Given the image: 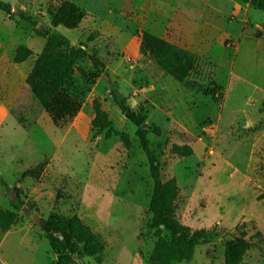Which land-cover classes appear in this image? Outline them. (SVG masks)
Instances as JSON below:
<instances>
[{"label": "rangeland", "instance_id": "rangeland-1", "mask_svg": "<svg viewBox=\"0 0 264 264\" xmlns=\"http://www.w3.org/2000/svg\"><path fill=\"white\" fill-rule=\"evenodd\" d=\"M1 1L17 12H0V177L32 206L27 215L14 211V192L0 186V209L15 214L11 229L22 236H10L3 254L15 264H34L31 248L36 263L43 257L56 264L39 222L50 214L76 215L105 244L100 262L82 256V264H148L156 241L153 183L135 128L109 95L111 85L131 110L146 115L161 180L174 192L175 219L205 233L192 260L181 264H224L225 243L235 239L249 245L240 264H264V13L239 0H67L86 16L75 30L55 31L85 44L105 64L107 78L88 85L75 73L81 108L56 125L25 80L45 44L34 30L52 31L47 8L63 0ZM142 32L195 55L186 84L158 68L141 47ZM19 47L32 55L14 64ZM78 66L92 71L87 60ZM214 86L221 90L213 98L203 94ZM94 100L115 132L108 139L91 127ZM116 133L128 135L129 149ZM174 147L191 153L180 156ZM30 171L35 178L22 177Z\"/></svg>", "mask_w": 264, "mask_h": 264}, {"label": "trees", "instance_id": "trees-1", "mask_svg": "<svg viewBox=\"0 0 264 264\" xmlns=\"http://www.w3.org/2000/svg\"><path fill=\"white\" fill-rule=\"evenodd\" d=\"M253 10L264 13V0H239ZM11 6L0 0V12L10 14ZM47 15L50 18L49 29L35 28V34L45 40L40 54L36 57L33 66L26 77L25 83L32 96L37 100L45 114L53 124H62L73 119L81 108L83 92L78 91L75 82V73L79 74L80 81L84 84H94L101 77L107 78L105 64L96 54H89L85 44L73 45L66 37L56 32L57 27L66 30H75L85 18V11L74 3L63 0L57 6L49 5ZM22 20L36 26L35 19L22 12L17 14ZM142 49L152 58L158 68L179 84H186L187 78L196 67L195 55L180 48L163 38L148 32L140 34ZM32 55L25 47L16 49L13 63L22 64ZM87 60L92 71L86 73L78 63ZM109 95L120 114L135 128V136L139 146L148 162L149 173L153 183L149 201L151 213V228L154 230L156 241L148 264H181L190 262L195 249L205 243V233L195 231L180 224L174 217V192L161 180V166L148 140L149 130L146 124V115L142 112L131 110L128 98L109 85ZM221 90L219 86L203 91L205 96L214 97L215 92ZM221 95V94H219ZM93 118L90 122L96 134L104 133L108 139L115 134L111 123L100 103H92ZM153 134L160 135L159 128L153 127ZM125 149L130 148V141L126 133L117 134ZM173 152L180 156H188L191 151L187 147H174ZM31 176L33 172H25L22 177ZM0 186L4 192H14L10 200L12 209L27 215L26 210L32 206L25 205L17 195L16 188H10L7 182L0 177ZM25 211V212H24ZM16 216L0 209V230L9 231L16 224ZM39 227L44 233V238L56 256V264H76L73 256L96 258L103 253L105 244L89 226L73 215L69 218L50 214L46 220L39 222ZM249 245L242 239L230 240L225 243L224 264H240Z\"/></svg>", "mask_w": 264, "mask_h": 264}, {"label": "crops", "instance_id": "crops-1", "mask_svg": "<svg viewBox=\"0 0 264 264\" xmlns=\"http://www.w3.org/2000/svg\"><path fill=\"white\" fill-rule=\"evenodd\" d=\"M0 233H2V234H0V264H15L14 263V256H12V258H11V256H9L8 254L7 255H5V254H3V252H4V250H3V245H4V242L10 237V236H12V235H16V236H18V237H20V238H22V236H20V234H18L17 232H15V231H13L12 229H10L9 231H7V232H2L1 230H0ZM43 243V245H45V242H42ZM30 245H32L33 247L34 246H38V244H32V241H31V239H30ZM29 252V251H28ZM36 253H33V252H31V248H30V255H31V257L33 258V262H34V264H45L44 263V259H43V257H41L42 258V261L40 262H38V263H36V258H35V255ZM55 256V255H54ZM56 257V256H55ZM53 258V257H52ZM54 259V258H53ZM35 260V261H34ZM31 264V263H30Z\"/></svg>", "mask_w": 264, "mask_h": 264}, {"label": "water", "instance_id": "water-1", "mask_svg": "<svg viewBox=\"0 0 264 264\" xmlns=\"http://www.w3.org/2000/svg\"><path fill=\"white\" fill-rule=\"evenodd\" d=\"M17 12L16 10H12L11 12ZM31 220H34V217H31ZM73 260L76 264H82L81 260L79 258H77L76 256H73Z\"/></svg>", "mask_w": 264, "mask_h": 264}]
</instances>
